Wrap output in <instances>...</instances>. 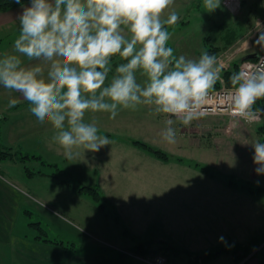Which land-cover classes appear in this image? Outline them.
Here are the masks:
<instances>
[{"label":"rangeland","instance_id":"rangeland-1","mask_svg":"<svg viewBox=\"0 0 264 264\" xmlns=\"http://www.w3.org/2000/svg\"><path fill=\"white\" fill-rule=\"evenodd\" d=\"M248 3L249 11L244 5L236 12L220 5L210 20L205 8L198 11L195 4L177 23L166 25L167 46L175 56L190 59L207 51L222 70L248 53L264 52L256 35L264 0ZM18 35L16 19L0 32V58L19 55L13 48ZM21 59L25 66L41 63ZM137 80L143 83L145 77L138 72ZM11 98L20 102L10 108ZM140 109L123 116L124 132L184 163H165L142 147L130 151L116 141L98 151L102 163L65 159L52 141L51 124L38 123L19 93L0 86V147H12V156L0 159V264H119V251L149 240L155 247L168 241L179 249L167 252L165 264H233L235 244L240 253L257 245L238 263L244 264L264 247V191L242 187L264 188L251 147L260 142L257 129L264 120L200 114L188 126L176 122L177 142L168 144L160 136L168 117L146 116ZM134 118L137 123L130 124ZM85 186L96 188L99 196L94 198ZM189 231L200 233L192 243ZM205 251L211 252L208 261ZM160 255L167 259L163 254L147 258ZM253 257L249 264H259L260 254ZM133 258L122 264H150Z\"/></svg>","mask_w":264,"mask_h":264},{"label":"clouds","instance_id":"clouds-1","mask_svg":"<svg viewBox=\"0 0 264 264\" xmlns=\"http://www.w3.org/2000/svg\"><path fill=\"white\" fill-rule=\"evenodd\" d=\"M17 4L21 0H15ZM174 0H30L18 16L16 54L0 58V86L20 94L40 124L55 130L52 141L67 159L98 152L111 141L99 134L96 122L86 113L136 110L144 105L153 114L168 117L160 136L175 144L176 122L188 126L198 118L210 90L222 82V66L207 51L198 59L179 57L167 46L166 25L178 22L175 11L165 12ZM221 0H203L208 12ZM264 34L258 43L264 46ZM119 63L112 72L113 57ZM21 57L40 61L25 66ZM139 72L145 80L139 83ZM233 113L248 121L264 115L254 108L264 99V65L230 77ZM20 100L9 99L15 107ZM257 175H264V142L251 145ZM223 240V237L220 238Z\"/></svg>","mask_w":264,"mask_h":264},{"label":"crops","instance_id":"crops-1","mask_svg":"<svg viewBox=\"0 0 264 264\" xmlns=\"http://www.w3.org/2000/svg\"><path fill=\"white\" fill-rule=\"evenodd\" d=\"M195 4H197V6H198V9H199L198 11L202 10V8L204 9L203 0H174L173 5L170 6V8L165 12L164 18L167 17L169 12L175 11L179 15V20H181L183 18V16L189 12L190 9L194 10ZM28 5H29V3H27V4H25V5L21 6V7L15 8L13 10H9V11H6V12H0V32H4L5 30L9 29V25L11 23H14L16 21V19L18 18L19 14H17V15L13 14L12 13L13 11L19 10L20 8L26 7ZM220 5H222L224 8H226L223 5V0H221ZM203 11H205V13L208 16L207 18L210 20L212 15L215 14L216 10L212 11V12H208L206 9H204ZM205 21L202 22V23L204 24ZM183 23L186 24L187 22L183 21ZM204 26H205V24H204ZM225 39L227 41V37H225ZM257 53H258V51L257 52H252L251 54H257ZM248 55H250V54L249 53L246 54L245 56L242 57V59L247 57ZM125 62L126 61L122 60V58H120L119 56L113 57L112 62H111L112 72L109 73V80L111 79L112 75L115 73L116 66L119 63H125ZM231 68H232V66H230V68H227V69H231ZM224 81H225V79H224ZM140 106H141L140 110L143 111L146 116L147 115H149V116L154 115L150 111V108L148 106H144V105H140ZM128 110H130V109L120 110L118 112V115L115 117V119H111L110 118V113H99V112L98 113H91V112H89V113H86L85 120H86V122H92L94 120L96 122V125H97L98 129H99V134L100 135L107 136L110 141H116V143L119 146L122 145V143H124L126 145L125 148H128L131 151L130 148L133 147V150H134V149L137 148V145L132 143V139H134V138H132V135H129V134L125 133L124 130H123V125L125 124L124 120H123V116L126 115V114L130 115L129 113L132 112V111H128ZM133 112L135 113L136 111L134 110ZM129 123L130 124L137 123V119L136 118L130 119ZM54 145H56L58 154L61 155L63 158L67 159L65 157V155L63 154V150L56 143H54ZM146 154H148V153H146ZM149 155H151V154H149ZM100 157H101V155H100L99 152L86 151L85 154L83 155V150L81 149L80 150V155L75 156L73 159L76 158L77 160H79V163H81V164H85V163H89V162L100 163L101 162L100 159H99ZM87 158L89 160H87ZM69 160L71 161L72 159H69ZM7 196H8V193H7ZM121 219L125 222V224H127L126 220L124 218H121ZM199 235H200L199 232H192L191 233L189 231V233L187 235V238H188V240L190 239L189 241L192 243L193 238L195 236L198 237ZM193 243H195V241ZM125 250L126 251H130V250H127V249H125ZM44 253L48 254L46 251H44ZM62 257H63V259L68 261V254L67 253L62 254ZM71 257L72 256H70V259H71ZM109 258H111V257H109ZM120 258H121V260H119V264H122V260H126L127 258L128 259H132L133 256L131 254H129L128 256H124V258H126V259H124L123 257H120ZM253 258L254 257H251L250 259H248V261H246L245 264H249V262ZM133 260H134V258H133ZM232 260H233V264H234V259L232 258ZM106 261H107V259L105 257L103 259V262H106ZM258 262H260V261H258ZM116 264H118V263H116Z\"/></svg>","mask_w":264,"mask_h":264},{"label":"trees","instance_id":"trees-1","mask_svg":"<svg viewBox=\"0 0 264 264\" xmlns=\"http://www.w3.org/2000/svg\"><path fill=\"white\" fill-rule=\"evenodd\" d=\"M29 2H30V0H21V3L17 4L15 2V0H0V12H6L9 10H13V9L21 7V6H23ZM248 2H249V0L248 1L242 0V6L245 5V8L247 7V11H249L248 7L250 6V4ZM209 50H211V49H209ZM242 60L243 59L240 58L239 60L234 62L233 63L234 65L232 66L231 69L222 70L221 74H222V78L225 79L224 82H225L226 86H232L231 82H230V77L234 73H239V64ZM221 86H222V83L220 81H218L213 89L220 88ZM263 107H264V99L258 100L256 102V104L254 105V108H263ZM257 132L260 135V142H264V126L259 127L257 129ZM132 142L134 144H136L137 146L146 149L149 152V154L160 159L162 162H165V163L170 162V161H176L179 163L185 162V160L183 158L176 157V156L173 157V156L169 155L168 153H166L160 149H157L156 147H154L151 144H148V143H145V142H142L139 140H133ZM11 149H12V147H3V148L0 147V159H2V160L9 159L10 156H12ZM189 164L195 166L196 168L199 167V162H196V161L195 162L192 161ZM242 187L249 189L251 192L261 191V190L264 191V188H262V187H257V188L246 187V186H242ZM84 189L87 192L93 194L94 198H97L99 196L97 189L94 187L85 186L83 188V190ZM44 240L49 241V239H44ZM261 241H264V236L262 237ZM160 242H161L160 245H158L156 247H155V244L152 240H149L148 242H146V241L139 242L136 245H133V247H131L129 249L126 248L127 250H130V251H126V250H125V252L119 251V255H116V256L124 257V256H128L129 255L128 253H130L133 257L140 256L142 258H147L148 256H151L153 254H163L167 257L166 260H169L167 252H172V253L176 254L177 250H179L175 245L168 243V241H160ZM256 246L257 245H255L252 249L248 248L245 251H243L242 253H240L239 249L241 248V246L235 244L234 247L232 249H230L232 251L233 250L236 251L233 253H237L236 256L234 257L235 264L240 263L245 257H247L252 252V250L255 249ZM181 251H184V250H181ZM184 252H186V251H184ZM210 254H211L210 251H205L203 253V255H204V257H206L207 261H208V259H210V257H209ZM256 254H260V257H261L259 264H264V247L262 249L256 251V253H254L252 255V257ZM200 256L201 255L197 256V258H200ZM250 258H251V256L248 257V259H250ZM248 259L246 261H248ZM246 261L244 262V264L246 263Z\"/></svg>","mask_w":264,"mask_h":264},{"label":"built area","instance_id":"built-area-1","mask_svg":"<svg viewBox=\"0 0 264 264\" xmlns=\"http://www.w3.org/2000/svg\"><path fill=\"white\" fill-rule=\"evenodd\" d=\"M223 5L227 8V10L236 12L242 7V0H223ZM262 34H264V19L260 21L256 30V35L259 38ZM262 39H264V37H262ZM257 54L258 56L256 58H243L239 64V72H251L256 67L264 65V52H258ZM221 83L222 86L220 88L210 90L209 98L204 104L201 114L226 113L235 115L229 103V96L233 91L232 86H226L223 78ZM263 119L264 115L260 116L257 120ZM143 259L150 264H165L167 262L166 258L162 255L154 257L153 259Z\"/></svg>","mask_w":264,"mask_h":264},{"label":"water","instance_id":"water-1","mask_svg":"<svg viewBox=\"0 0 264 264\" xmlns=\"http://www.w3.org/2000/svg\"><path fill=\"white\" fill-rule=\"evenodd\" d=\"M258 56V54H250L247 57H245V59L247 58H256Z\"/></svg>","mask_w":264,"mask_h":264}]
</instances>
